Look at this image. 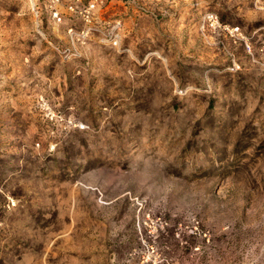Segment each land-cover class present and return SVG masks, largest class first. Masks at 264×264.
I'll list each match as a JSON object with an SVG mask.
<instances>
[{
  "label": "rangeland",
  "instance_id": "obj_1",
  "mask_svg": "<svg viewBox=\"0 0 264 264\" xmlns=\"http://www.w3.org/2000/svg\"><path fill=\"white\" fill-rule=\"evenodd\" d=\"M0 264H264V0H0Z\"/></svg>",
  "mask_w": 264,
  "mask_h": 264
}]
</instances>
